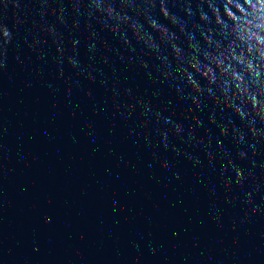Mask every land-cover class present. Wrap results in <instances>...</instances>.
Segmentation results:
<instances>
[{
	"label": "water",
	"instance_id": "1",
	"mask_svg": "<svg viewBox=\"0 0 264 264\" xmlns=\"http://www.w3.org/2000/svg\"><path fill=\"white\" fill-rule=\"evenodd\" d=\"M231 5L0 0V264H264V0Z\"/></svg>",
	"mask_w": 264,
	"mask_h": 264
},
{
	"label": "clouds",
	"instance_id": "2",
	"mask_svg": "<svg viewBox=\"0 0 264 264\" xmlns=\"http://www.w3.org/2000/svg\"><path fill=\"white\" fill-rule=\"evenodd\" d=\"M225 3L231 5V0H225ZM233 8H235V10H236L237 12H240V11H242L243 5H241V4H236V5H231V7H229V8H225V9H224V14H225V16H227L228 13H229L230 11H232Z\"/></svg>",
	"mask_w": 264,
	"mask_h": 264
}]
</instances>
